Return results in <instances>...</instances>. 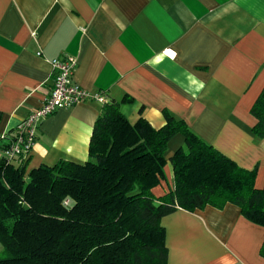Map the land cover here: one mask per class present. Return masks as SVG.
Masks as SVG:
<instances>
[{
    "label": "crops",
    "instance_id": "1",
    "mask_svg": "<svg viewBox=\"0 0 264 264\" xmlns=\"http://www.w3.org/2000/svg\"><path fill=\"white\" fill-rule=\"evenodd\" d=\"M73 55L88 98L38 127L29 168L89 158L103 106L123 103L136 122L160 127L168 112L241 166H258L264 138L249 128L264 87V0H0V160L17 125L50 95L51 61ZM154 188L174 186L171 165ZM168 264H264V227L238 206L179 209L162 219Z\"/></svg>",
    "mask_w": 264,
    "mask_h": 264
},
{
    "label": "trees",
    "instance_id": "2",
    "mask_svg": "<svg viewBox=\"0 0 264 264\" xmlns=\"http://www.w3.org/2000/svg\"><path fill=\"white\" fill-rule=\"evenodd\" d=\"M133 101L103 106L83 163L0 160V264H168L162 219L179 209L232 203L264 227L258 166H241L168 112L160 127L131 122L121 105ZM250 113L249 132L263 139L264 87ZM168 163L174 186L157 195Z\"/></svg>",
    "mask_w": 264,
    "mask_h": 264
},
{
    "label": "built area",
    "instance_id": "3",
    "mask_svg": "<svg viewBox=\"0 0 264 264\" xmlns=\"http://www.w3.org/2000/svg\"><path fill=\"white\" fill-rule=\"evenodd\" d=\"M51 63L55 78L50 95L17 125L7 146L3 149V158L10 163H22L30 156L37 140L39 125L58 109L72 107L88 98L105 102L102 93H90L74 81L73 74L77 66L75 56L55 58Z\"/></svg>",
    "mask_w": 264,
    "mask_h": 264
},
{
    "label": "rangeland",
    "instance_id": "4",
    "mask_svg": "<svg viewBox=\"0 0 264 264\" xmlns=\"http://www.w3.org/2000/svg\"><path fill=\"white\" fill-rule=\"evenodd\" d=\"M4 255H5L4 247H3L2 243L0 242V257H2Z\"/></svg>",
    "mask_w": 264,
    "mask_h": 264
}]
</instances>
